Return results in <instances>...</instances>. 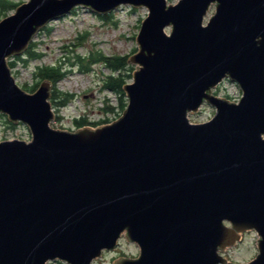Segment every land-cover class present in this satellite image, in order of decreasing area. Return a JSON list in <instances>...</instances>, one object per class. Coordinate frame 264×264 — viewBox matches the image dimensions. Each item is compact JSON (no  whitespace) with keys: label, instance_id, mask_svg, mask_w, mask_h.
<instances>
[{"label":"water","instance_id":"obj_1","mask_svg":"<svg viewBox=\"0 0 264 264\" xmlns=\"http://www.w3.org/2000/svg\"><path fill=\"white\" fill-rule=\"evenodd\" d=\"M123 5L148 9L126 109L53 128L52 82L25 90L8 59L77 7ZM0 114L32 136L0 141V264H92L123 235L140 254L113 264H264V0L24 2L0 21ZM250 230L257 256L224 257Z\"/></svg>","mask_w":264,"mask_h":264},{"label":"rangeland","instance_id":"obj_2","mask_svg":"<svg viewBox=\"0 0 264 264\" xmlns=\"http://www.w3.org/2000/svg\"><path fill=\"white\" fill-rule=\"evenodd\" d=\"M13 2H27L29 0H11ZM168 3H177L179 0H167ZM212 5L205 19V23L215 13ZM16 8L4 10L0 5V21L11 14ZM112 18L102 19L97 13L86 8L77 7L72 13L52 21L35 36L34 50L42 56L31 59L27 51L13 56L8 61L15 62L12 70L17 83L26 88L40 82L37 77L38 66L57 64L69 70V74L58 84L62 92L74 94V99L66 106H57L55 100L50 98L55 113L51 126L56 129H77L74 119L88 116L91 120L109 117L115 120L120 114L118 96L114 92L103 89V80L111 71L101 63L91 65L89 71L81 70L78 56L86 58L89 54L101 51L106 55H129L137 53L139 46L137 35L142 21L148 15L146 7L134 8L123 5L112 11ZM46 28H50L49 32ZM32 42V43H33ZM136 49V51H135ZM27 60V61H24ZM135 68L136 65L134 64ZM128 79V83L132 82ZM106 99L116 106V112L103 113L101 107ZM122 114V113H121ZM215 108L204 104L200 111L190 115L193 122H205L213 117ZM31 131L23 123L11 126L7 115L0 114V141L8 139L31 140ZM258 234L256 231H247L242 240L235 246L221 252L224 257L234 262H249L258 254ZM140 247L137 243L128 241L124 235L114 250H105L101 257L92 264H113L120 257H138ZM47 264H68L60 260L49 261Z\"/></svg>","mask_w":264,"mask_h":264},{"label":"trees","instance_id":"obj_3","mask_svg":"<svg viewBox=\"0 0 264 264\" xmlns=\"http://www.w3.org/2000/svg\"><path fill=\"white\" fill-rule=\"evenodd\" d=\"M22 2H13L11 0H0V5L4 10L14 9ZM102 19L109 20L112 18V13L101 15L98 14ZM49 32L50 28H46ZM36 47L35 42L31 43L29 49L27 50V55L31 57V59H39L41 58V54L36 52L34 48ZM136 51V49H135ZM80 60L81 70L89 71L91 69V65L95 63H101L108 69H110V73L106 74L103 80V89L110 90L117 94L118 96V105L120 114L124 112L128 105V98L124 86L128 83V79L133 78V73L135 71L134 64L128 62L129 55H106L101 51L92 52L86 58H82L78 56ZM27 61V60H24ZM11 68L14 67L15 62L8 61ZM69 74V70L65 69L61 65L51 64L38 66V70L35 75L41 78V82L43 80H50L53 84L52 90V99L55 100L57 106H66L69 102L74 99V94L69 92L60 91L57 86L64 78ZM40 82L35 83L33 86L24 87L25 90L34 92L39 87ZM101 111L103 113H113L116 112V106H114L109 99H106L104 106H102ZM110 120L108 117H104L99 120H91L88 116H82L74 119V123L77 128L92 125L98 126L100 124L108 123ZM11 126L15 127V124L11 122Z\"/></svg>","mask_w":264,"mask_h":264}]
</instances>
